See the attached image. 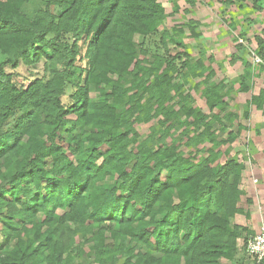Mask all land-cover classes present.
<instances>
[{"label":"trees","instance_id":"trees-1","mask_svg":"<svg viewBox=\"0 0 264 264\" xmlns=\"http://www.w3.org/2000/svg\"><path fill=\"white\" fill-rule=\"evenodd\" d=\"M27 1L0 0V52L6 55L0 61V237L7 242V250L0 243V264L233 260L247 230L231 221L242 211L245 166L234 158L216 163L214 149L235 142L247 128L240 124L220 139L215 124L229 125L194 105L187 78L215 70L186 50L183 26L175 35L161 31L167 13L160 0H47L32 19L21 10ZM251 1L262 10L264 0ZM192 22L185 23L198 36ZM151 38L162 52L151 53ZM255 39L252 56L261 59L264 73V34ZM41 59L51 72L48 80L26 83L7 71ZM242 62L240 90L249 93L254 63ZM68 87L74 91L66 95ZM230 96L224 82H211L202 92L211 111H229ZM248 104L264 110V86ZM153 119L161 128L141 139L138 126ZM67 124L66 147L59 134ZM176 129L181 140L172 134ZM201 143L210 145L202 146L209 153L203 159L181 149ZM20 226L27 237L15 234ZM86 246L96 263L77 257Z\"/></svg>","mask_w":264,"mask_h":264},{"label":"rangeland","instance_id":"rangeland-1","mask_svg":"<svg viewBox=\"0 0 264 264\" xmlns=\"http://www.w3.org/2000/svg\"><path fill=\"white\" fill-rule=\"evenodd\" d=\"M47 0H30L25 2L21 10L32 19L38 9L44 8ZM166 8L167 17L163 21L160 29L161 31H168L170 34L177 33V27L183 26V33L181 38L187 44V51L192 55L194 60L202 59L214 68L215 74H210V68L203 73V75L189 76L187 78L186 91H190L195 97L194 105L201 108L207 115L220 114L222 122L227 123L229 128L222 129V124L217 122L215 130L217 136L228 138L229 132L238 131L239 125L245 126L247 129H242L238 139L231 144H224L219 148L214 149L217 154L216 163L223 164L229 158H234L239 163L244 164L245 169L242 172L240 181L241 194L238 200V206L242 209L232 219L233 224L244 226L247 230L242 234L238 240V250L235 258L229 260L222 258L221 262L225 264H253L246 251V242L248 238L260 233L264 230V110L263 112L252 110L249 107L248 100L252 94L259 93V90L264 86V73L259 71V66L254 63L252 53L257 48L255 37L264 34V4L262 10H256L253 7L251 0H246L243 3L238 0H195L196 4L192 5L189 0H160ZM179 6V12L176 8ZM192 20V27L195 28L194 35L185 22ZM185 23V24H182ZM137 42L143 41L142 36H136ZM158 39L151 38L147 42L151 53L162 52L156 46ZM242 44L244 47L237 49L236 46ZM171 52L177 51L175 44L170 43ZM240 59L233 61L234 56ZM6 55L0 52V61H4ZM242 59L253 62V85L249 93H244L240 90V76L244 72ZM7 71L15 73L20 80L24 82L42 78L48 80L51 72L44 59L32 64L21 63L16 69L7 66ZM201 70L197 71V74ZM127 78H130L127 76ZM211 82H224L227 89L230 91L229 111H211L205 99L202 97V92L207 88ZM28 83V82H26ZM74 91V88L68 87L67 94ZM93 98H96L94 88L91 90ZM67 98V97H66ZM65 98V99H66ZM68 101V98H67ZM250 110V116L246 117L245 113ZM231 116V120H227V116ZM75 118V116H70ZM153 128L160 129L157 119H153L149 123H143L138 126L141 134V139L147 138L153 133ZM70 125L67 124L64 129L60 131L59 139L67 147V130ZM191 130L196 131L193 127ZM81 131L78 127L74 129L75 133ZM192 131L190 132L191 134ZM172 134L176 140H181V130H174ZM158 135V134H157ZM185 140V138H184ZM172 140L167 139V143ZM208 143H201L198 146L182 145L181 149L189 156L196 160L203 159L208 156V151L202 150V146ZM210 146V145H207ZM206 146V147H207ZM205 148V147H204ZM105 147H102V151ZM70 154V153H69ZM196 154V155H194ZM70 156L74 158L71 154ZM177 201L176 195L174 197ZM59 212H62L61 210ZM41 219V217L39 218ZM31 227L32 225H27ZM253 226V227H252ZM0 228L3 226L0 225ZM19 233L21 238L27 237L26 231L22 226L16 229L15 234ZM65 239H69L66 232ZM77 243H81V235L75 236ZM13 240L10 245H14ZM0 243L4 244L7 250L6 237H0ZM79 260L84 263H96V256L94 251L89 247H84L83 252L78 254ZM159 256V253H156ZM123 259L119 258L115 264H121Z\"/></svg>","mask_w":264,"mask_h":264},{"label":"built area","instance_id":"built-area-1","mask_svg":"<svg viewBox=\"0 0 264 264\" xmlns=\"http://www.w3.org/2000/svg\"><path fill=\"white\" fill-rule=\"evenodd\" d=\"M254 63L261 62V59L253 54ZM246 251L253 264H264V230L251 236L246 242Z\"/></svg>","mask_w":264,"mask_h":264},{"label":"crops","instance_id":"crops-1","mask_svg":"<svg viewBox=\"0 0 264 264\" xmlns=\"http://www.w3.org/2000/svg\"><path fill=\"white\" fill-rule=\"evenodd\" d=\"M238 1H239V0H238ZM240 2H242V3H243L244 1H240ZM254 110H257V111H261V112H263V110H259V109H256V108H255ZM263 167H264V166H263ZM259 169H260V170H261V169H263V170H264V168H259ZM252 227H253V226H252Z\"/></svg>","mask_w":264,"mask_h":264}]
</instances>
